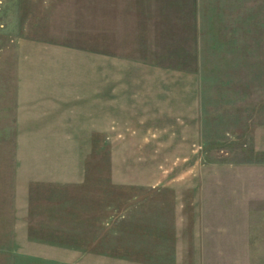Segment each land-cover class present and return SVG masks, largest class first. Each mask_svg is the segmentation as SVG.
I'll list each match as a JSON object with an SVG mask.
<instances>
[{
	"label": "rangeland",
	"instance_id": "374dc122",
	"mask_svg": "<svg viewBox=\"0 0 264 264\" xmlns=\"http://www.w3.org/2000/svg\"><path fill=\"white\" fill-rule=\"evenodd\" d=\"M45 43L92 62L107 56L124 111L105 143L95 137L76 183L87 237L41 239L50 225L1 224L36 231L0 234V264H100L106 251L158 260L157 236L170 235L173 216L189 232L204 202L208 231L241 238L220 244L252 249L212 262L264 264V0H0L1 79Z\"/></svg>",
	"mask_w": 264,
	"mask_h": 264
},
{
	"label": "crops",
	"instance_id": "0c3cea01",
	"mask_svg": "<svg viewBox=\"0 0 264 264\" xmlns=\"http://www.w3.org/2000/svg\"><path fill=\"white\" fill-rule=\"evenodd\" d=\"M39 44L32 43L30 51L42 48ZM45 45V51L35 57L20 55L12 61V70L0 78V225L44 223L50 226L43 228L42 234L51 235L36 238L74 241L87 237L85 229L81 232L76 226V183L84 176L95 137L99 135L100 143H105L111 121L119 117L122 106L119 92H109L107 56L92 62L81 51ZM126 98L125 104L131 106L133 99ZM126 108L125 124L133 112ZM198 194L194 195L195 202ZM205 206V202L198 205L201 209L195 211L196 223L189 226V232H180L173 216L170 235L157 236L153 245L158 260L149 256L145 263L137 254L106 251L100 253V264H225L213 263L211 257L251 256V247L236 252L219 243L222 239L240 240L236 234L221 238L219 232L204 227L210 222L207 210L211 208ZM38 212L39 221H28ZM101 224L100 235L104 230ZM13 230L16 234L36 231L32 227H8L5 232L0 226V234ZM7 238L22 239L12 234ZM134 248L130 251L144 249L138 245Z\"/></svg>",
	"mask_w": 264,
	"mask_h": 264
}]
</instances>
